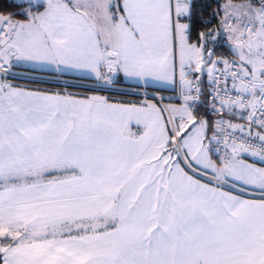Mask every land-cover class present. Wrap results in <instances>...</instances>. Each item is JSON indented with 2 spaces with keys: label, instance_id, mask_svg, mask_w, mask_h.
I'll use <instances>...</instances> for the list:
<instances>
[{
  "label": "snow or ice",
  "instance_id": "snow-or-ice-1",
  "mask_svg": "<svg viewBox=\"0 0 264 264\" xmlns=\"http://www.w3.org/2000/svg\"><path fill=\"white\" fill-rule=\"evenodd\" d=\"M0 264H264V0H0Z\"/></svg>",
  "mask_w": 264,
  "mask_h": 264
}]
</instances>
